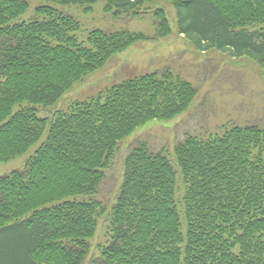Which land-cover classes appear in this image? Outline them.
Masks as SVG:
<instances>
[{
	"label": "trees",
	"instance_id": "trees-1",
	"mask_svg": "<svg viewBox=\"0 0 264 264\" xmlns=\"http://www.w3.org/2000/svg\"><path fill=\"white\" fill-rule=\"evenodd\" d=\"M145 1L106 0L105 10L134 12ZM168 1L178 8L179 33L199 50L217 47L264 65V0ZM29 7L27 0H0V162L26 153L48 128L49 135L23 170L0 176V236L23 234L0 242V264H84L104 212L92 196L118 145L152 120L189 110L198 88L172 70L148 72L56 118L40 117L35 105L55 104L146 36L93 28L86 44L77 36L81 22L54 7L39 6L30 20L16 22ZM157 16L158 35H169L166 10ZM23 103L31 107L16 110ZM172 152L174 160L145 141L131 149L110 239L94 264H264V127L188 134Z\"/></svg>",
	"mask_w": 264,
	"mask_h": 264
},
{
	"label": "rangeland",
	"instance_id": "rangeland-1",
	"mask_svg": "<svg viewBox=\"0 0 264 264\" xmlns=\"http://www.w3.org/2000/svg\"><path fill=\"white\" fill-rule=\"evenodd\" d=\"M27 1L30 8L18 21L30 20L35 15L36 7H55L81 22L82 28L77 35L86 44L93 28L139 32L146 36L128 50L114 55L104 67L75 83L55 104L45 107L35 105L40 117L56 118L60 113L68 111L74 102L96 96L113 84L148 72L172 70L198 88V95L189 110L171 121L152 120L137 128L118 145L99 191L92 196V199L100 201L104 206V212L98 217L95 236L90 242V252L84 262L94 264L92 260L100 257L102 247L110 239L111 211L123 183L125 158L131 149L145 141L152 150H166L169 158L174 160L173 147L188 134L201 137L221 135L233 125L257 124L264 127V65L249 55L233 56L217 47L199 50L193 41L179 33L178 8L168 0H146L134 12H116V9L106 11V0L93 3ZM164 9L172 32L161 37L158 35L160 20L157 13ZM26 107H31V104L18 105L16 110ZM48 135L49 128L26 153L0 162V176L23 170ZM184 192V180L179 173L176 201L182 217ZM21 235L15 232L5 234L0 236V242L23 238Z\"/></svg>",
	"mask_w": 264,
	"mask_h": 264
}]
</instances>
